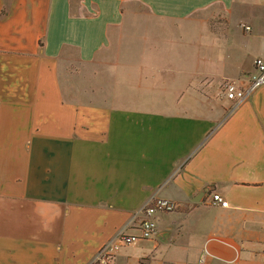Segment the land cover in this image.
Listing matches in <instances>:
<instances>
[{
  "label": "crops",
  "instance_id": "1",
  "mask_svg": "<svg viewBox=\"0 0 264 264\" xmlns=\"http://www.w3.org/2000/svg\"><path fill=\"white\" fill-rule=\"evenodd\" d=\"M66 48L102 100L65 94ZM256 56L264 0H0V264H88L151 194L178 207L113 264H264V83L220 90Z\"/></svg>",
  "mask_w": 264,
  "mask_h": 264
},
{
  "label": "built area",
  "instance_id": "2",
  "mask_svg": "<svg viewBox=\"0 0 264 264\" xmlns=\"http://www.w3.org/2000/svg\"><path fill=\"white\" fill-rule=\"evenodd\" d=\"M248 29V25L241 24ZM264 83V60L260 56L253 59V67L246 75L236 79L223 80L221 85L222 95L230 99L233 104L244 100L257 86ZM210 204L225 205L226 200L216 191L208 192ZM178 207V202L164 196L151 194L139 208L137 233L118 232L113 240L104 242L96 251L88 264H113L114 254L117 248L128 244L138 238H146L155 232V220L153 214L157 211H171ZM196 264H206L205 254L200 253L196 258Z\"/></svg>",
  "mask_w": 264,
  "mask_h": 264
},
{
  "label": "rangeland",
  "instance_id": "3",
  "mask_svg": "<svg viewBox=\"0 0 264 264\" xmlns=\"http://www.w3.org/2000/svg\"><path fill=\"white\" fill-rule=\"evenodd\" d=\"M65 56L75 58L76 51L72 48H66V50L62 51V58L58 61V70L61 75L60 78L62 80L65 94L71 97L76 95L77 90L80 99L93 97L91 99L102 100V90L106 84V75L103 77V73H106V69L104 68L103 64L93 61L89 63L70 62L65 59ZM243 63L244 66H247L249 64V57L247 60H244ZM227 79L234 78L224 77L220 82V90L223 80ZM215 81L216 78L214 79L213 83H215ZM70 84L74 85V87L72 88ZM89 89H93V92H89ZM227 112L228 111H226V114Z\"/></svg>",
  "mask_w": 264,
  "mask_h": 264
},
{
  "label": "water",
  "instance_id": "4",
  "mask_svg": "<svg viewBox=\"0 0 264 264\" xmlns=\"http://www.w3.org/2000/svg\"><path fill=\"white\" fill-rule=\"evenodd\" d=\"M205 190H207V189H206V188H203V189L200 191L199 195H198L196 198H194V200H195V201L199 200V199H200V195H201V193H204Z\"/></svg>",
  "mask_w": 264,
  "mask_h": 264
}]
</instances>
